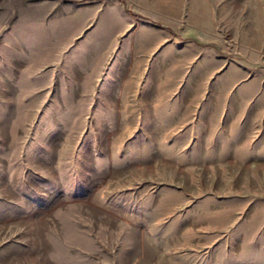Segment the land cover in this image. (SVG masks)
Returning <instances> with one entry per match:
<instances>
[{"label": "rangeland", "instance_id": "1", "mask_svg": "<svg viewBox=\"0 0 264 264\" xmlns=\"http://www.w3.org/2000/svg\"><path fill=\"white\" fill-rule=\"evenodd\" d=\"M0 264H264V0H0Z\"/></svg>", "mask_w": 264, "mask_h": 264}]
</instances>
